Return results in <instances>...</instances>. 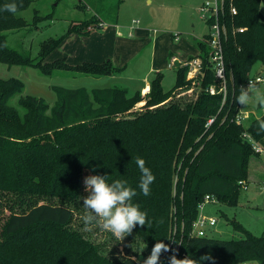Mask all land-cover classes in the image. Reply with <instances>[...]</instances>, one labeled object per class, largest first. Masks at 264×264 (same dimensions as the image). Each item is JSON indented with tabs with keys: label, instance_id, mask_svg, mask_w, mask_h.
Segmentation results:
<instances>
[{
	"label": "trees",
	"instance_id": "16d2710c",
	"mask_svg": "<svg viewBox=\"0 0 264 264\" xmlns=\"http://www.w3.org/2000/svg\"><path fill=\"white\" fill-rule=\"evenodd\" d=\"M12 2L19 5L16 14L0 10V64L32 67L47 77L55 71L105 76L123 72L124 68H116L109 61L79 66L45 62L62 39L72 34L88 35L100 28L104 12L69 25L63 36L43 42L35 62L29 53L10 48L5 34L30 25L21 13L34 0H0V9ZM230 6L236 9L235 15L230 13ZM262 7L264 0L223 3L218 16L225 28L221 43L227 96L223 104L222 94L206 92L210 86L218 88L208 62L207 36L198 42L199 53L194 57L201 60L200 91L183 107L163 104L172 91L163 89L162 77L157 75L144 97L119 87L89 91L52 86L55 101L51 106L40 98L24 96L17 102L21 113L8 102L22 92V83L14 78L0 79V208L9 209L0 228V264H136L131 257L142 264L149 254L135 252L115 262L102 255L98 245L68 228L84 194L86 174L108 175L109 182L124 180L136 189L133 202L147 212L152 226L137 225L133 232L148 248L158 240L167 244L169 224H176L172 247L182 236L179 259L191 256L199 260L211 253L216 264L248 260L239 256L264 264L263 236L246 233L243 240L234 242L188 236L205 195L235 205L249 157L257 155L244 135L258 144L264 137V132L257 131L264 121L262 112L258 118L251 114L247 126L235 123L241 106L235 101L239 87H245L264 67ZM44 19H51V14L43 17L34 10L31 25L36 28ZM240 28L242 33L237 32ZM187 71V66L176 70L175 89L190 85L191 81L185 80ZM255 86L260 89V85ZM141 102L140 111L131 115L134 105ZM255 108L264 109L258 103ZM137 157L146 161L156 177L149 196L138 187L141 173L135 163ZM170 255L168 252L161 257L163 264H168Z\"/></svg>",
	"mask_w": 264,
	"mask_h": 264
},
{
	"label": "rangeland",
	"instance_id": "374dc122",
	"mask_svg": "<svg viewBox=\"0 0 264 264\" xmlns=\"http://www.w3.org/2000/svg\"><path fill=\"white\" fill-rule=\"evenodd\" d=\"M117 1L99 0L92 4L85 0L80 4L79 0H34L31 7L21 13L30 25L24 29L5 33L10 48L29 53L36 62L43 42L63 36L69 25L90 19L92 12L97 9L104 11L103 25L90 31L88 35L72 34L62 39L60 45L46 57L45 62L63 61L71 66H79L84 63L95 64L96 57H103V62L111 63L112 58L125 57L124 63L127 66L117 76L55 71L47 77L32 67H7L0 64V79H18L23 85L22 92L14 95L9 100V105L17 107L22 113V109L17 105L18 99L32 96L42 99L51 106L55 101L52 86L67 89L86 88L89 91L119 87L127 89L131 94L139 92L141 97H144L150 89L145 83H150L157 75L162 77L163 89L167 92L172 91L171 97L163 104L173 103L183 107L193 101L200 91L198 77L191 78V74L187 71L185 80L191 81L190 85L175 89L176 70L184 66L190 58L198 55V42L203 41L209 33L208 22L201 18V7L206 3H213L214 0H122L116 5ZM224 1L231 4L232 0ZM34 10L43 17L51 14V19L40 21L34 28L31 25ZM261 14L264 17V7L261 8ZM137 20L140 31L134 30L130 33L128 26L132 21ZM172 56H175L178 62L173 63L169 68L168 64ZM146 85L148 90L144 93L143 89ZM256 90L264 94V83ZM143 103L135 104L130 114L139 112ZM256 104L254 98L247 106L241 105L240 109L253 111V116L258 118L262 108L257 110ZM250 116L251 114L248 118H251ZM248 122L249 120L245 119L242 123L247 126ZM259 145L263 148V152L249 157V168L241 183L246 189L241 187L235 205L216 201L205 206L203 214L217 221L214 228L207 230L208 237L232 242L243 240L246 233L264 237V137ZM88 175L90 174H86L84 179ZM86 195L84 188L83 196ZM82 206L83 201L79 199L78 210H74V219L68 228L77 230L84 238L98 245L102 255L115 262H121L135 252L150 254L151 249L148 247L144 249L146 244L138 239L134 232L120 242L110 231L95 225L91 230H86L81 219L84 213ZM15 210L18 211L17 208ZM8 215L7 206L0 208V228ZM176 229V224H169L170 237L167 244L181 254L182 236L179 237L175 247H172ZM188 236L194 237L192 226ZM164 256L166 253L161 257ZM239 257L248 258L239 264H258L255 260H249V256Z\"/></svg>",
	"mask_w": 264,
	"mask_h": 264
},
{
	"label": "clouds",
	"instance_id": "9594fccd",
	"mask_svg": "<svg viewBox=\"0 0 264 264\" xmlns=\"http://www.w3.org/2000/svg\"><path fill=\"white\" fill-rule=\"evenodd\" d=\"M19 5L16 2L7 3L3 6L2 11L16 14ZM255 101L264 107V94L258 93L256 86L252 81H248V86L239 87V95L235 97L236 103L247 106L250 101ZM258 134L264 132V121L258 126ZM141 173L139 189L144 196L151 194V185L155 182V175L146 161L137 157L135 161ZM86 196L80 197L83 201L84 213L81 217L86 230H91L92 226L110 231L118 241H123L125 237L131 235L137 225L151 228L152 221L148 219L146 211H142L138 203L133 202V198L138 195L135 188L131 187L127 181L115 179L109 182L108 175H88L84 179ZM147 245L144 247V249ZM143 249V250H144ZM171 252L168 257V264H202L204 261H210L216 264V259L211 253H206L199 257V260L193 259L191 256H185L182 259L177 258L178 252L170 247L169 244L158 240L151 249L147 258L143 259L142 264H163L161 256L164 253ZM123 254V250H121ZM136 264H141L135 257Z\"/></svg>",
	"mask_w": 264,
	"mask_h": 264
},
{
	"label": "built area",
	"instance_id": "2783aa9c",
	"mask_svg": "<svg viewBox=\"0 0 264 264\" xmlns=\"http://www.w3.org/2000/svg\"><path fill=\"white\" fill-rule=\"evenodd\" d=\"M224 0H214L213 3H206L201 7V18L206 20L207 22L211 20L209 23V33L204 40V43L209 49L208 52V62H210L212 71L214 74V80L218 84V88L214 86H210L206 89V92L210 95L214 94H222V104L224 103L227 96V88H226V75H225V66L223 60V50H222V36L225 34V28L219 22L218 16L222 11ZM230 13L232 15L236 14V9L231 6ZM133 23L137 24L138 21H134ZM243 28L237 30V32L242 33ZM175 63V59H172L168 64V67L171 68ZM184 66L188 67V73L191 74V78L200 74L201 71V60L200 58H194L193 60L184 64ZM263 68V67H262ZM264 69H262L259 73L254 75L249 81H252L254 84H263L264 83ZM247 85L245 88H247ZM241 108V107H240ZM235 116V123L242 124L243 120L248 119L249 114L254 115L253 111L241 110ZM264 113V109L261 111ZM212 122V119L208 121L207 126ZM244 137L249 141L252 146L254 153L260 154L263 152V148L259 146L248 134H245ZM243 182H240V186H242ZM246 189V187H243ZM216 200L214 197L210 195H205L201 202L197 207V217L192 225L193 235L196 238H206L208 237L207 230H210L215 227L217 221L213 217H209L203 214V210L207 204H214Z\"/></svg>",
	"mask_w": 264,
	"mask_h": 264
},
{
	"label": "crops",
	"instance_id": "0c3cea01",
	"mask_svg": "<svg viewBox=\"0 0 264 264\" xmlns=\"http://www.w3.org/2000/svg\"><path fill=\"white\" fill-rule=\"evenodd\" d=\"M80 1H82V0H79V2ZM83 1H85V0H83ZM86 1H90L92 4L94 3V2H98L99 0H86ZM101 1H105V0H101ZM113 2L115 1V0H112ZM122 1V0H121ZM112 2V3H113ZM95 4V3H94ZM80 6V5H79ZM97 9H95V12H92V16L91 17H94L95 15H98L99 16V14L101 15V13L102 12H104L103 10H97ZM102 17H103V15H102ZM103 20V19H102ZM105 20H103V22H104ZM138 21V20H137ZM139 21H138V23L137 24H135V23H133V21H132V24L130 23V25L128 26V30H129V32L130 33H132L134 30H136V31H140V28H139ZM172 59H175V62H178L177 60H176V58H175V56H172L171 57V59H170V62H171V60ZM124 60H125V57L124 58H121V59H119V58H112V65L114 66V67H116V68H126V66H127V64L126 63H124ZM101 63H103V57H96V59H95V64H101ZM262 70V68L261 69H259L258 70V72L257 73H259L260 71ZM124 71V70H123ZM145 84H147V85H149V83L148 82H146ZM147 85H146V87L143 89V92H147L146 90H147Z\"/></svg>",
	"mask_w": 264,
	"mask_h": 264
},
{
	"label": "bare ground",
	"instance_id": "6f19581e",
	"mask_svg": "<svg viewBox=\"0 0 264 264\" xmlns=\"http://www.w3.org/2000/svg\"><path fill=\"white\" fill-rule=\"evenodd\" d=\"M147 90H148V88H147ZM147 90H146V91H147ZM144 93H145V92H144Z\"/></svg>",
	"mask_w": 264,
	"mask_h": 264
}]
</instances>
